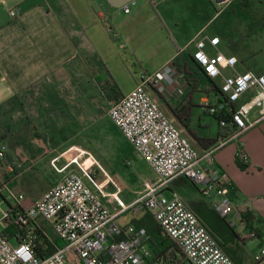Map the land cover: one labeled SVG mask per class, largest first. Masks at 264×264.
I'll use <instances>...</instances> for the list:
<instances>
[{"label": "crops", "instance_id": "0c3cea01", "mask_svg": "<svg viewBox=\"0 0 264 264\" xmlns=\"http://www.w3.org/2000/svg\"><path fill=\"white\" fill-rule=\"evenodd\" d=\"M138 1L0 0V106L4 104V175L9 183L0 189V194L2 191H13L14 194L18 191L19 195L24 196V201L17 203L5 192L6 207L0 202V232L6 233L12 245L19 244L20 229L12 217L6 219L5 215L16 207L32 205L70 173L77 172L78 168L80 171L84 169L81 158L86 152L83 144L86 143L88 130L98 117L108 118L110 105L136 87L125 93L106 92L105 83H116L108 69L109 63L104 52L110 36L101 30L97 17L103 21L106 13L117 16L124 13L129 20L134 21L149 3L148 0ZM214 3V0H182L183 15L180 17L175 14V4L163 9V14L168 18L164 23L167 53L154 68V72H157L171 61H177L180 65L176 91L171 90L172 94L169 95L153 93L162 109L193 146L192 135L197 136L194 124L196 119L201 120L203 102H218L215 88L222 82L209 81L193 65V40L202 36L220 37L218 51L238 59L234 71L224 69L228 76L264 71V62L257 59L264 48V33L258 43L251 40L252 35H257L255 30L244 37L243 31L249 21L240 13H244L247 2L237 0L230 6L219 8ZM125 7L129 8L128 13H125ZM14 9L21 10L16 18L10 16V11ZM259 25L264 27V23ZM103 27L109 32L113 30L106 23ZM119 47L123 49L124 45ZM216 52L210 48L211 54ZM249 96L247 94L244 98ZM258 116L257 110L251 114L252 120ZM115 129L123 135L118 128ZM197 139L199 149L194 147L199 151L218 143L215 138ZM242 142L249 154L246 170L237 164L234 142L217 153V161L232 179V198L240 209L245 208L243 216L232 215L239 227L235 242L239 246H246L247 240H250V244L257 249L264 247V120L247 131ZM134 156L136 162L146 163L137 153ZM156 179L146 182H155ZM143 187L137 189L130 199L122 197L124 191L121 188V200L125 204L132 203ZM176 187L187 191V204L199 216L207 211L220 218L213 206L217 200L202 201L194 188L182 180L171 185V189ZM98 188L107 194L113 192L110 191L111 185L109 188ZM106 204L112 208L114 201L109 199ZM130 214L124 218L122 216L119 222L127 225L144 216ZM251 230L257 232V238L248 237V231ZM40 232L55 246L61 244L57 248L64 245L50 223L40 220ZM220 247L235 264H250L249 257L244 253L231 250L229 246Z\"/></svg>", "mask_w": 264, "mask_h": 264}, {"label": "built area", "instance_id": "2783aa9c", "mask_svg": "<svg viewBox=\"0 0 264 264\" xmlns=\"http://www.w3.org/2000/svg\"><path fill=\"white\" fill-rule=\"evenodd\" d=\"M214 1L227 7L236 0ZM124 11L128 13L129 8ZM20 14V9L10 11L12 18ZM220 42L219 36L197 37L192 42L191 60L209 81L222 80L215 88L218 102L204 100L203 107L229 135L220 136L212 148L199 151L162 109L153 92L169 95L171 90L176 91L180 69L177 61L167 63L154 74H142L132 91L110 105L108 117L151 166L156 181L146 182L137 199L125 204L117 181L109 179L114 191L107 194L84 181V177L90 176L85 169L81 170L83 175L70 173L32 205L14 208V222L20 228L19 244L12 245L0 232V264H235L182 194L171 189L176 180L186 178L208 201L217 200L213 206L220 217H241L245 213V208L240 209L232 198L233 182L218 164L217 153L234 142L236 159L248 166L249 154L242 137L264 120V71L226 75L224 69L234 71L238 59L219 52ZM210 48L217 52L211 54ZM247 94L250 96L246 99ZM254 110L259 116L252 120ZM4 166L5 150H0V173ZM167 190L170 197L165 195ZM8 194L17 203L24 201L23 195ZM109 199L114 201L112 208L106 204ZM128 212L153 215L163 236L174 244L164 257L156 256L145 228L119 222ZM40 220L50 223L64 243L46 257L37 256L34 250L36 240L44 235L40 232ZM236 224L232 222L231 226ZM257 236L256 231H248V237ZM253 260H264V247L253 255Z\"/></svg>", "mask_w": 264, "mask_h": 264}, {"label": "rangeland", "instance_id": "374dc122", "mask_svg": "<svg viewBox=\"0 0 264 264\" xmlns=\"http://www.w3.org/2000/svg\"><path fill=\"white\" fill-rule=\"evenodd\" d=\"M136 1L137 3L139 2L138 0ZM241 1L247 2V8L245 9L246 12L244 11V13H240V15L246 17L247 21H249L243 31L244 37H248V34L255 30L257 31V35H252L251 40L253 43H258L260 42L261 35L264 33V27H260L259 25L264 23V0ZM148 2L146 10L141 12L134 21L129 20V17L125 16L124 13L118 16L110 13L108 15L106 13L103 21L97 17L99 25L102 28L101 30L106 35L109 33L110 36V38L108 37V46L104 52L109 63L108 69L115 83L118 85L117 88H114L112 87L114 84L113 81H111L110 84L105 83L104 87L108 93L116 94L121 91L125 93L130 90L140 82L142 74H154V68H156V65L166 56L165 34L167 30L164 27V23L168 18L163 14V9L166 6L172 7L173 4H175L177 6L175 14L180 17L183 15V10L181 9L182 0H148ZM214 4L218 8L223 6H218V3ZM95 10L98 11V8L95 7ZM104 23L109 25V27H113V30H110V32L106 30L103 27ZM121 44L124 45L123 49L119 47ZM261 51L257 59L259 62H264V48H262ZM227 73L231 74L228 70ZM204 112L205 108L201 110V120L196 119L194 124L197 136L192 135L194 139L192 141H194V146L197 149H199L197 144L199 139H197V137H204L206 139L215 138V142H218L220 138V136L218 137L220 131L218 121ZM108 118L105 116L98 117L86 134V143L85 145L83 144V148L86 152L81 158V164L90 176L84 177V181L93 189L94 187L107 186L109 188V179L111 178L117 181L124 191L122 197L124 199H130L134 197V192L144 185V182L152 181L154 178H157V176L147 163H140L134 160V154L137 153V151L128 140L113 127V123L110 122L111 120L109 121ZM4 128V109H1L0 135L2 137H4L5 133ZM226 131L227 130H221V135L223 137L229 135ZM0 150L4 151L3 140L0 142ZM133 166L134 168H132ZM76 171L83 175L79 168L76 169ZM8 184L4 175V170H2L0 173V189H4ZM176 189L179 190L183 198L189 204L187 201V197H189L187 191L177 187ZM110 191H114V189L112 188ZM5 192L2 191V194H0V202L4 207H6L4 204L6 193H9ZM194 192L198 194L202 201H208V199L203 197L196 188H194ZM12 193L14 194L13 191ZM15 193V195L20 196L18 191ZM165 195L170 197V191H165ZM130 213L131 212L124 216H128ZM130 215H132V213ZM201 215L213 230V234L221 246H229L231 250L239 251L238 253L240 254L244 253L245 256L249 257L250 264H264V260L260 263H256L253 260V255L256 251L258 252L261 247L256 249V247L250 244V240H247L246 246H239L237 242H235V233L239 230V227L238 224H236L235 227L231 226V223L235 222L232 216L225 218V220H219L207 211H203ZM123 218H121V220ZM250 257L252 259H250ZM236 263L240 264L238 262Z\"/></svg>", "mask_w": 264, "mask_h": 264}, {"label": "trees", "instance_id": "16d2710c", "mask_svg": "<svg viewBox=\"0 0 264 264\" xmlns=\"http://www.w3.org/2000/svg\"><path fill=\"white\" fill-rule=\"evenodd\" d=\"M114 88H117V85L116 84H113ZM1 109H4V104H2L0 106V110ZM216 119V118H215ZM221 131L219 132V135L218 136H222L221 135ZM4 140V137H2L0 135V142ZM237 161V164L238 166L242 169V170H246L247 169V165L241 163L238 159H236ZM179 180H182L184 181L186 184H188V186L190 188H197V186L195 184H193L190 180L186 179V178H180L178 180H176L175 182L177 183ZM174 182V183H175ZM16 209V208H15ZM14 210V209H13ZM13 210H11L8 214V217L7 218H10L12 217V214L14 215V212ZM196 214L197 212L194 211ZM198 217L205 223V225L209 228V230L213 233V230L209 227V225L205 222V220H203L204 218L202 217V215L200 214H197ZM249 216V215H248ZM14 217V216H13ZM12 217V219L14 220V218ZM202 217V218H201ZM220 217V216H219ZM245 219H247L248 217L247 216H244ZM6 218V219H7ZM219 220H225V218H222L220 217ZM15 223V222H14ZM133 224H135L136 226L138 227H141V228H145L146 231L148 232V234L150 235L151 237V240H152V243H153V246H154V252L156 254V256L159 258V257H164L165 256V252L174 246L173 242L168 239L167 237L163 236L162 232H161V228H160V225L159 223L156 221V219L153 217V215H151L150 213H145L144 216L139 219V220H134L133 221ZM17 225V224H16ZM251 225V224H249ZM18 226V225H17ZM19 227V226H18ZM20 229V228H19ZM5 235L6 233L3 232ZM7 237V236H6ZM43 240L42 243H40V240ZM61 244H56V246L54 244H52L48 239L47 237H44V235H42L41 237H39L36 242H35V254L39 257H46L48 255H51L53 254L56 250H57V246H60ZM260 263V262H259Z\"/></svg>", "mask_w": 264, "mask_h": 264}, {"label": "water", "instance_id": "95a60500", "mask_svg": "<svg viewBox=\"0 0 264 264\" xmlns=\"http://www.w3.org/2000/svg\"><path fill=\"white\" fill-rule=\"evenodd\" d=\"M127 1H129V0H127Z\"/></svg>", "mask_w": 264, "mask_h": 264}]
</instances>
